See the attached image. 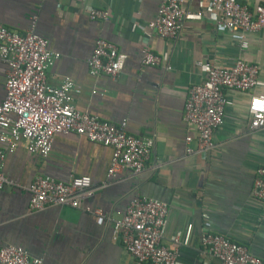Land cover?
I'll return each mask as SVG.
<instances>
[{"label": "crops", "instance_id": "obj_1", "mask_svg": "<svg viewBox=\"0 0 264 264\" xmlns=\"http://www.w3.org/2000/svg\"><path fill=\"white\" fill-rule=\"evenodd\" d=\"M161 2L0 0V25L23 36L35 18L36 34L60 54L48 72L50 86L70 78L79 91L73 94L78 111L116 126L125 121L129 135L154 140L144 172L124 169L111 179L112 150L84 137L55 136L46 158L20 145L3 165L9 184L0 193V249L22 248L43 264H143L130 256L112 229L130 200L141 196L168 205L162 244L177 250L178 264H220L208 259L201 246L204 215L213 232L264 261V204L252 194L257 169L264 168V129L250 131L248 114L250 98L264 95V32L250 35L249 48L241 52L237 34L218 25L209 0H184L185 10L202 12L203 17L185 22L176 40L161 39L147 27ZM242 2L252 9L264 0ZM92 9L107 10L108 20H92ZM98 40L112 43L127 57L115 79L89 74L87 62ZM145 49L165 59L171 70L143 66ZM237 59L259 67L256 88L230 92L231 105L222 129L213 136V148L186 154L187 136L193 137L189 146L197 150L196 131L183 120L189 89L205 77L196 64L212 61L231 67ZM6 73L0 63V104ZM38 176L61 182L87 176L94 187L106 186L79 208L31 212L29 189Z\"/></svg>", "mask_w": 264, "mask_h": 264}, {"label": "built area", "instance_id": "obj_2", "mask_svg": "<svg viewBox=\"0 0 264 264\" xmlns=\"http://www.w3.org/2000/svg\"><path fill=\"white\" fill-rule=\"evenodd\" d=\"M209 6L218 16V25L238 37L241 52L249 48L248 37L264 32V2L249 8L242 0H209ZM92 20L106 21L107 10H90ZM203 13L184 9V0H162L156 18L148 23V29L165 40H176L185 22L200 20ZM36 19L31 28L21 36L0 25V63L7 68L5 99L0 104V193L9 184L3 173L8 154L20 145L31 155L46 158L55 136L71 134L84 137L91 143L112 150L107 178L127 169L133 174L144 172L154 140L138 139L126 132V122L116 126L98 117L78 111L73 94H78L74 82L65 78L58 87L47 83V76L59 53L49 49V43L35 32ZM126 55L110 42L98 40L87 62L91 77L108 76L115 79L123 70ZM141 64L146 67L170 71L169 63L145 49ZM205 77L202 83L188 91L183 120L196 131L197 150L189 145L186 154L207 153L213 148V136L222 129L225 110L231 105L230 92H251L258 84L259 67L237 59L231 67H223L212 61L198 62ZM96 93L95 91L93 92ZM248 114L250 131L264 129V95L250 98ZM106 184L100 188L105 187ZM93 186L87 176L73 177L69 182L38 176L29 192V209L40 212L49 207L79 208L100 189ZM252 194L264 204V168L257 169ZM168 205L147 197L132 198L123 216L112 223L113 234L136 261L143 264H178L177 250H169L162 241L166 233ZM179 244V239H175ZM201 246L208 259L220 264H264L260 258L222 235L213 232L208 217L203 216ZM1 264H43L31 258L22 248L5 246L0 249Z\"/></svg>", "mask_w": 264, "mask_h": 264}]
</instances>
